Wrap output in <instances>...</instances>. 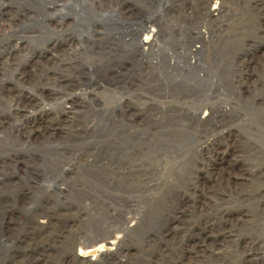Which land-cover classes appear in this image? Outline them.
I'll list each match as a JSON object with an SVG mask.
<instances>
[{
  "label": "rangeland",
  "instance_id": "1",
  "mask_svg": "<svg viewBox=\"0 0 264 264\" xmlns=\"http://www.w3.org/2000/svg\"><path fill=\"white\" fill-rule=\"evenodd\" d=\"M14 1L0 0V5L3 4L6 14L0 17V51L9 49V47L11 50H16L13 52L10 50L11 56H4V58L9 61L21 58V61L29 55L31 50H23L26 46L25 40L29 42L27 44L32 46L31 48L43 46V42L48 38H64V43L57 44L55 47L50 45L49 54L46 53L38 60H31L20 70V73L24 74L21 77L13 78L10 74L0 75V109L4 116L9 112L8 108L13 92L27 95L37 92L38 87L45 83L47 70L50 71L53 79H56L54 76L57 74V76L64 77L65 82L56 85V89L62 93V98L60 100H55L56 97L49 99L43 94L44 98L41 96L38 101L40 109L51 112L55 110L56 106L65 107L74 100H77L79 104L82 103L81 105L85 108L80 109L79 121L81 123H76L77 126L71 124L67 116L65 118L68 122L65 118H61L62 122H59V126L65 127V133L71 135L78 128L77 138H74L75 135L68 137L69 135L64 134L47 141L46 137L36 136L37 138L35 137V140L33 139V142L27 145H23L19 141L17 146H9V132L13 121L11 119L6 121L9 122V125L0 129V160L4 161L9 155L14 154L20 155L19 158L23 159L22 164L16 168L13 165L5 167L4 173H9L11 178L9 180L5 178L0 182V189L5 190L8 194V200L6 197L0 199V206H7V208L0 207V264H80L76 258L78 249H83L86 244L89 245L100 238L122 234L123 228L130 225V223L124 222V219L132 216L137 223L131 227L133 231L131 229L122 239L116 263L113 262V264H147L157 248L155 246L147 247L149 241L147 232H151L150 235L155 234L158 231L156 225L135 230L145 215L143 206L139 205L134 211L127 208L116 200L117 197L122 196L119 192L114 193L112 190H108L109 197L101 198L106 204L111 203L114 206V208L109 207L107 213L96 205H90L97 199L90 197L92 192L89 187V178L85 172L89 165H84L85 158H82V153L90 150L95 141L87 138L85 146L81 136L85 133L90 134L97 129L100 114L105 115V118L113 116L114 113L126 117L130 112H133V108L136 110V114L137 111L142 113L146 108H149V111L137 116V121H135L136 133L146 136V131L143 128L146 121L145 116L153 114L155 117L152 120L158 119L163 102L173 101L174 105V100L171 97H164L166 93L160 90L166 88L168 91L170 90L169 92L173 91L174 95L183 91L176 83L172 82L181 83L182 88L186 83H189L196 89L195 92L187 89L191 94L188 101L204 102L211 96L214 100L216 98L220 100L221 98H231L232 95L227 90V83L222 81L226 76L227 61V70L233 72L235 69L233 64L229 68L235 54H237L235 59L238 62L250 59L245 62L247 69L243 74L244 81L250 84L249 86L254 84L253 87L264 85V46L260 44L256 50L254 45L245 46V41L252 40L255 33V30L250 29L246 20L256 12L255 9L252 10L254 0H222V3L216 6L215 0H211L207 5V13H209L207 18L202 16V13L206 11H202L204 7L201 0H198L200 6L198 7L201 11L198 15L193 11V0H189L187 9L190 17L188 16V18H179V15L184 12L175 15L176 12L185 9L187 5L185 0H101L100 5H97L96 2L92 3L93 0H83L82 3L87 8L92 3L95 7L93 11L101 17H92L89 13H81L79 17L75 18L76 24L79 22L84 27L93 28L90 31L91 38L88 37L89 41L85 37L86 34H83L84 30L77 26L73 27L70 20L65 25H59L55 24L59 21L58 18H52L54 21H49L50 18H14L18 11L16 8L22 5H18L19 0ZM129 3H132L135 8L128 10L130 9ZM250 5H252L251 9H249ZM77 8L80 6L77 5ZM81 9L86 10L82 7ZM33 15L43 16L41 12L37 11ZM109 16L111 18H106ZM11 18L16 21L11 22ZM149 18L151 20L147 21ZM110 19L115 22V26H107L108 30L105 31V35L98 36L96 32H102V30L92 26V22L105 23L103 21ZM44 20V24H50L55 29H46L42 25ZM140 25L146 26L145 30L143 28L137 34L138 36L128 37L129 31ZM11 26L12 28H9ZM166 27H168L167 30H175L171 34L176 38L175 42H171V37L166 34V38L164 36L162 38V35L159 36L155 44L162 45L163 49L169 50L172 57L170 63L184 66L185 72H180L178 69L170 73L166 71L164 74L162 64L167 61H158L160 57L157 56V52L161 49L150 50L149 47H145L147 50L141 54V51H137L135 48L144 41L148 31L153 29L158 31L159 28L166 29ZM23 29L31 30V33L25 34ZM85 29L89 28L85 27ZM188 29H192L193 33L197 31L208 33V44L203 48L197 39L190 43V38L194 35H188ZM167 37H169V41L164 42ZM66 38H70V40L65 44ZM80 38L85 40V49L78 52L76 39ZM260 41L264 40L258 42ZM141 46L143 48V45ZM199 49L200 53L197 56L198 52L195 50ZM186 51L192 54L187 53L188 56H186ZM159 63H161L160 67L155 70ZM155 71L160 74V77ZM165 76L168 78L163 81L162 78ZM50 78L52 77L50 76ZM229 78H233V74ZM154 80L159 92L157 89L151 91L145 88L149 81L153 83ZM213 80H215L213 86L206 83ZM51 86L53 87V85ZM225 90L226 97H224ZM261 91L262 88L256 91L254 97L258 98ZM64 98L66 99L60 103ZM180 100L175 101L179 102ZM240 111L243 113L242 109ZM203 114L204 109L198 112L199 118L203 117ZM124 117H117V119L124 121ZM147 140L150 143H143L142 148L152 146L154 149L156 141L153 140V137H147ZM260 147L264 148V145ZM59 152L62 155L59 156ZM262 154H264V150H262ZM89 155L88 161L91 166H94L95 155L93 153H89ZM253 163L256 162L250 164L249 161H246V166ZM68 168L73 171L65 172L64 169ZM234 168L236 167L234 166ZM0 170L2 169L0 168ZM15 175L23 177V179L20 180ZM251 181H240L241 186L237 188V191L241 192L243 197H240L239 200L234 199L237 196L226 199V203L223 205V211L229 215L228 232L232 236L230 242L226 243L225 256L218 259L210 258L207 261L204 259V264H243L244 262L264 264V255H258L254 259L246 258L235 246V240L239 236L250 238L256 235L264 241V181L261 179ZM17 188L18 190L14 191ZM21 189H26L29 193L28 202L25 205H23L24 200L19 198ZM16 196L18 199H12ZM126 199L124 196V200ZM41 207H46V209ZM237 211L242 212L241 216L237 215ZM110 215H114L116 219H112ZM253 230L257 233L253 234ZM170 238L168 237L167 240ZM108 261L100 259L96 263L107 264ZM187 263L186 258L181 262V264Z\"/></svg>",
  "mask_w": 264,
  "mask_h": 264
},
{
  "label": "bare ground",
  "instance_id": "2",
  "mask_svg": "<svg viewBox=\"0 0 264 264\" xmlns=\"http://www.w3.org/2000/svg\"><path fill=\"white\" fill-rule=\"evenodd\" d=\"M100 1L93 0L91 2H96L97 5H100ZM199 1H192L194 3L192 6L193 11L197 15L201 12L198 5ZM82 2L83 0H19L18 5H22L16 8L18 11H16L14 18H50L49 21H54L52 18H58L59 21L55 22V24L59 25H65L70 20V24L73 27L77 26L84 30L83 34H86L85 37L88 38L93 28L85 26L89 28L88 30L85 29L82 23L78 22L76 24L75 18L79 17L81 13H89L92 17H101L93 11L95 7L92 3L87 8ZM185 2L187 4L185 9L175 14L184 12L179 15V18H188L190 15L187 9L189 0H185ZM210 2L211 0H201L204 7L202 11H206L202 13L204 18L209 15L207 13V5ZM221 3L222 0H215V6ZM129 4L128 7L130 9L128 10L135 8L132 3ZM253 4L254 8L252 10L255 9V15L253 14L252 17L246 20L250 25V29L255 30V33L252 40L245 41V46L254 45L256 50L260 47V44L264 46V41L258 42L259 40H264V0H254ZM2 5H0V17L6 15L4 12L5 8ZM77 5L86 10H80ZM252 5L249 6V9H251ZM35 11L41 12L43 16H34L33 13ZM106 18H111V16ZM148 20H151V18ZM10 21L16 20L11 18ZM44 22L45 20L42 25L46 29H55L54 26L47 23L44 24ZM103 22L107 24L97 21L92 22V26L102 30V32L95 31L98 36L105 35V31L108 30L107 26H115V22L111 19ZM139 27L140 29H138ZM139 27L136 29L132 28L128 37L137 35L143 28L145 30L146 26L140 25ZM9 28H12V26ZM167 28H159L158 31L155 29L148 31L144 41L135 46V48H137V51L140 50L141 54H144L143 51L147 50L145 47H149L148 49L150 50L153 48L161 49L157 52V56L160 57L158 61H167L162 64L164 66L162 67L164 74L166 71L170 73L178 69L180 72H185L184 66L170 63L172 57L169 50L163 49L162 45L155 44L159 36L161 37L162 35V38L163 36L166 38V34L171 37V42H175L176 38L171 35L175 30H167ZM23 30L25 34L31 33V30ZM64 32L67 33L66 30ZM201 32L193 33L192 29H188V35H194V37L190 38V43L197 39L198 43L205 47L209 41V34ZM169 37L164 42H168ZM57 38H48L43 42V46L33 48L25 40L26 46H24L23 50H31L32 52L21 61V58H14L15 60L12 59L11 61L4 58V56H11L10 47L0 51V56H2L0 58V75L10 74L13 78L21 77L23 72L21 74L20 70L28 65L31 60H38L46 53L49 54L50 45L55 47L57 44L64 43V38ZM70 38H66L65 44ZM82 38L76 39L78 52L85 49V40ZM141 45H143V48ZM13 51L16 50L12 49L11 52ZM189 52L186 51V56L190 54ZM195 52H198L197 56H199L200 49L195 50ZM243 53H246V51H243ZM236 56L237 54H235ZM235 57L231 59L232 61L229 65V68H231L233 64L235 69H233V72L227 70V61L226 76L222 81L227 83V90L232 95L231 98H221V100L216 98L214 100L211 96L205 99L204 102L188 101L187 99L191 97L188 91L195 92L196 89L191 87L189 83H186L185 87L182 88L181 83L170 80L172 83H176L180 90L183 91H180L178 95H174V93L172 94L173 91L169 92L170 90L168 91L166 88L160 90L166 93L164 97H171L174 100V105L173 101L163 102L158 119L152 120L155 117L153 114H151L152 116H145L146 121L143 128L146 131V136L136 133L135 121H137V116L143 115L146 111H149V108H146L145 112L142 113L137 111V114L133 108V112H130L129 116L124 117L123 115L124 121L117 119V117L123 118L117 113H114L109 118H105V115L100 114L98 116L97 129L94 132H90V134L85 133L81 136L84 145L87 144V138L95 141L94 146L90 150L82 153V158H85L83 161L84 165H89L85 172L89 178V187L92 192L90 197L93 199L96 197L97 199L92 201L90 205H96L107 213L108 209H110L109 207L114 208V206L111 203L106 204L101 198L107 199L109 197V194H107L108 190H112L114 193L119 192L122 196L117 197L116 200L127 208L134 211L139 205L143 206L145 215L138 226L135 227V230L156 225L158 231L155 234L150 235L151 232H147V239H149L147 247H157L155 253L151 256L152 262L149 260L147 264H181L184 258L188 260L187 264H204V259L207 261L210 258L218 259L225 256L226 243L228 244L232 238L228 232L230 225L229 215L226 211H223L226 199L237 196L234 199L239 200L240 197H243V194L237 191V188L241 186L240 181H257L260 179L264 181V154H262L264 148L260 147L264 145V85L253 87L254 84H251L249 86L250 84L244 81L243 74L246 73L247 69L245 62L250 61V59L238 62ZM158 65L155 70H158L161 63ZM155 72L157 74V71ZM45 73L47 75L45 81L43 80L45 83L38 87L37 92L28 93L27 95L14 91L9 104L10 110L8 108L9 112L6 116L0 109V129L9 125V122L6 121L10 119L13 121L9 132V146H17L19 141L23 145H27L33 142L36 136L46 137V140L49 141L64 134L66 136L69 135L68 137L75 135L74 138L79 135L78 128L72 135L65 133V127L59 126V122L61 118L64 119L67 116L70 119L69 122L73 123L74 126L80 124V109L85 108L81 105L82 103L79 104L77 100H74L65 107L56 106L55 110L51 112L40 109L38 101L43 94L49 99L56 97L55 100H60L62 98V93L56 89V85L65 82L64 77L61 75L57 76L56 74L54 76L56 80L55 78L53 79L50 71L47 70ZM232 74L233 78L230 79L229 77ZM157 75L160 77V74ZM165 78L167 79L168 76H165L162 80L165 81ZM199 80L201 81V79ZM154 82L149 81L145 88L151 91L157 89L156 82ZM206 83L213 86L215 85V80L207 81ZM188 88L190 90H187ZM261 88V94L258 98H255V92ZM157 90L159 92V89ZM224 97H226V90ZM34 98L39 99L35 100ZM42 98L44 97L42 96ZM65 99H62L60 103ZM178 99L181 100L179 102L175 101ZM202 109H204V114L203 117L199 118L198 112ZM241 109L243 113H241ZM150 136L156 141L155 148L153 149L152 146H148L145 149L142 148L143 143H150L147 140V137ZM68 137L66 138L68 139ZM89 153L95 155L94 166H91L88 161ZM107 153L109 154L107 155ZM58 155L60 156L62 153L59 152ZM105 155H107L106 158H104ZM19 157L20 155L14 154L9 155L4 161L0 160V168L2 169L0 174L3 173V175H0V182L5 180V178L8 180L11 178L9 173H4L5 167L13 165L16 168L19 164H22L23 159ZM246 161H249L250 164L254 161L256 163L246 166ZM64 171L71 172L73 170L68 168L64 169ZM15 176L17 177L18 175ZM18 178L20 180L23 179V177L19 176ZM25 182L28 181L25 180ZM17 190L18 188L14 191ZM7 195L5 190L0 189V199L6 197V200H8ZM28 195V190H20L19 198L24 200L23 205L28 202ZM124 196L127 198L126 200H124ZM12 199H18V196ZM0 207H3V205ZM3 208H7V206ZM41 208L46 209V207ZM241 214V211H237L238 216H241ZM110 216L112 219H116L114 215ZM124 222L130 223V225L123 228L122 234L100 238L89 245L86 244L83 249H78L76 258H78L80 264H97V260L100 259L105 262L109 260L107 264L116 263L122 239L131 229L133 231L131 227L134 223H137L133 216L125 218ZM252 233L256 234L257 232L253 230ZM168 237L171 238L167 240ZM235 246L246 258L254 259L258 255H264V241L256 235L250 238L239 236L235 240ZM153 256L155 257L152 258ZM243 264L247 263L244 262Z\"/></svg>",
  "mask_w": 264,
  "mask_h": 264
}]
</instances>
